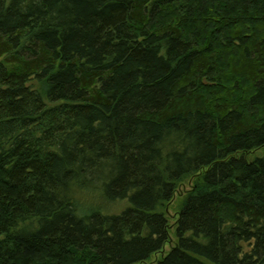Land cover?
<instances>
[{
    "label": "trees",
    "instance_id": "1",
    "mask_svg": "<svg viewBox=\"0 0 264 264\" xmlns=\"http://www.w3.org/2000/svg\"><path fill=\"white\" fill-rule=\"evenodd\" d=\"M263 148L264 0H0V264H264Z\"/></svg>",
    "mask_w": 264,
    "mask_h": 264
},
{
    "label": "rangeland",
    "instance_id": "2",
    "mask_svg": "<svg viewBox=\"0 0 264 264\" xmlns=\"http://www.w3.org/2000/svg\"><path fill=\"white\" fill-rule=\"evenodd\" d=\"M264 156V148L259 149L257 151H254L250 154L246 155V158L251 160L254 157H261ZM195 178L192 177L189 180L185 181L183 184H180L178 188L176 189L172 200L165 206L164 213L166 215V218L168 220V226H169V240L163 247V249L153 255L151 259L149 260V263H155L158 260L162 259L166 254L175 246L176 239L174 236V229L175 224L177 222L178 218V211L177 207L179 204V201L182 199V197L189 191L192 190L194 186ZM94 203V204H93ZM80 210L83 212H90V211H101L103 213H106L108 215H117L123 212L125 209H127L128 204L126 201H117L113 203H106V204H96L95 201L91 203H84V200L79 205Z\"/></svg>",
    "mask_w": 264,
    "mask_h": 264
}]
</instances>
